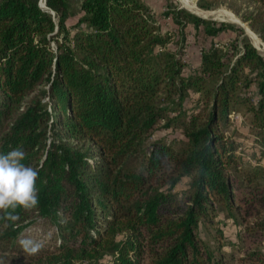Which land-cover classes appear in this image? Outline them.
<instances>
[{"label": "trees", "instance_id": "1", "mask_svg": "<svg viewBox=\"0 0 264 264\" xmlns=\"http://www.w3.org/2000/svg\"><path fill=\"white\" fill-rule=\"evenodd\" d=\"M44 3L0 0V154L25 152L39 198L9 209L17 219L0 211V264H228L201 235L219 212L255 218L248 235L264 238V56L244 29L145 0ZM219 6L264 43V0L197 1ZM234 115L255 148L247 169ZM158 132L176 137L147 145Z\"/></svg>", "mask_w": 264, "mask_h": 264}, {"label": "rangeland", "instance_id": "2", "mask_svg": "<svg viewBox=\"0 0 264 264\" xmlns=\"http://www.w3.org/2000/svg\"><path fill=\"white\" fill-rule=\"evenodd\" d=\"M184 1L185 2L183 3L181 0H145L155 15H158L163 10L164 6L168 4H174L179 8H183L191 13L193 12L200 17H206L207 19H212L214 21H224L231 24H236L239 22L235 15L224 6H219L216 9L210 11H201L197 7L198 0ZM40 2V7L45 9L43 5L44 0H40ZM76 20L77 18H71L68 22V25L73 26ZM157 21L163 31H173L174 27L170 20L157 17ZM242 28L244 29L246 27L244 26ZM245 36L247 37L248 41L255 46L258 52L264 56V43L258 38L257 35L250 31L248 27L246 28ZM187 37L188 46L186 48L185 55L190 65L194 66L199 58V46L194 44L192 35H188ZM230 119L228 136L231 139L234 138L236 141V154L242 160L240 165L243 166L242 169H247L250 167V165L253 166L255 164V161L252 160L251 156L255 149L251 144L252 136L249 133L246 127V122L242 119V117L234 115L231 116ZM173 137H176V134L169 132H158L155 134V136H153V138L149 139L147 145L155 139H172ZM186 186L187 180L184 179L177 186L176 191L179 192L184 190ZM257 221L258 220L252 218L251 216H245V218L240 216L236 218V221L232 222V220L229 219L224 213L219 212L218 216L214 219V224L212 223L211 226H206V228L202 229L201 235L203 238H207L210 243H213L214 239L208 236L217 235L216 237L219 241L214 242L212 247L216 246L215 243L218 244L220 242L222 245V248L220 246V251L223 253L228 264H248L247 261L243 262L248 255L259 251L264 252V238L258 236L257 233H255V235H248L249 232L253 233L258 228V226L255 225ZM259 224L260 222L257 225ZM217 230L222 233V239L219 238L220 236L217 233ZM26 235L35 239L39 237V232L34 227H30L28 230H26ZM217 238H215V241ZM0 262L10 263L9 260H3L1 257Z\"/></svg>", "mask_w": 264, "mask_h": 264}, {"label": "clouds", "instance_id": "3", "mask_svg": "<svg viewBox=\"0 0 264 264\" xmlns=\"http://www.w3.org/2000/svg\"><path fill=\"white\" fill-rule=\"evenodd\" d=\"M25 152L15 148L6 154H0V211L8 213L7 219H17L9 209L34 208L38 204L36 180L38 173L22 163ZM26 251L36 252L40 245L32 240H21Z\"/></svg>", "mask_w": 264, "mask_h": 264}, {"label": "water", "instance_id": "4", "mask_svg": "<svg viewBox=\"0 0 264 264\" xmlns=\"http://www.w3.org/2000/svg\"><path fill=\"white\" fill-rule=\"evenodd\" d=\"M43 5H44V7H45V3L43 2ZM193 13V12H192ZM193 14H195V13H193ZM195 15H197V14H195ZM197 16H199V15H197ZM203 19H207L206 17H202ZM238 23H236V24H238V25H240L241 27H246L247 28V26L245 25V24H243L239 19H238ZM222 22H224V21H222ZM246 28H244L245 29V31H246ZM253 45V44H252ZM254 46V45H253ZM254 48H255V46H254ZM256 49V48H255ZM257 50V49H256ZM258 51V50H257Z\"/></svg>", "mask_w": 264, "mask_h": 264}, {"label": "bare ground", "instance_id": "5", "mask_svg": "<svg viewBox=\"0 0 264 264\" xmlns=\"http://www.w3.org/2000/svg\"><path fill=\"white\" fill-rule=\"evenodd\" d=\"M183 3L185 2L184 0H181Z\"/></svg>", "mask_w": 264, "mask_h": 264}]
</instances>
